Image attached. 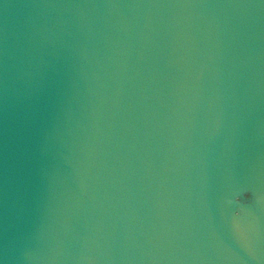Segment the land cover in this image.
<instances>
[{
    "label": "water",
    "instance_id": "obj_1",
    "mask_svg": "<svg viewBox=\"0 0 264 264\" xmlns=\"http://www.w3.org/2000/svg\"><path fill=\"white\" fill-rule=\"evenodd\" d=\"M0 264H264V0H0Z\"/></svg>",
    "mask_w": 264,
    "mask_h": 264
}]
</instances>
